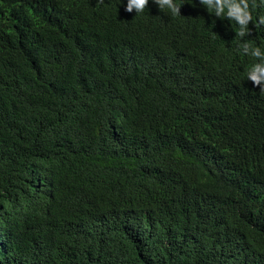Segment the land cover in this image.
<instances>
[{
	"label": "trees",
	"instance_id": "obj_1",
	"mask_svg": "<svg viewBox=\"0 0 264 264\" xmlns=\"http://www.w3.org/2000/svg\"><path fill=\"white\" fill-rule=\"evenodd\" d=\"M175 3L0 0V264H264L258 61Z\"/></svg>",
	"mask_w": 264,
	"mask_h": 264
},
{
	"label": "clouds",
	"instance_id": "obj_2",
	"mask_svg": "<svg viewBox=\"0 0 264 264\" xmlns=\"http://www.w3.org/2000/svg\"><path fill=\"white\" fill-rule=\"evenodd\" d=\"M98 2L103 3L104 0H98ZM152 2L158 6L159 10L167 8L172 15H180L181 7L175 3V0H152ZM148 4L149 0H127L125 11L142 13ZM199 4L207 11L213 12L214 17H226L238 25L236 35L243 41L239 44L238 50L258 61L247 72V79L254 87L260 89V93L264 94V51L261 47H254L250 42L244 40L245 37L252 35L249 24H253V10L264 5V0H260L259 4L257 0H199ZM253 25L255 27L264 26V15L259 16Z\"/></svg>",
	"mask_w": 264,
	"mask_h": 264
}]
</instances>
